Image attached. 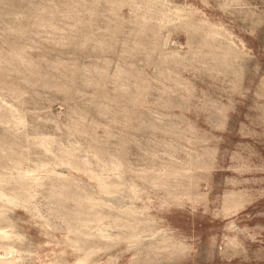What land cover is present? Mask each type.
<instances>
[{
	"label": "rangeland",
	"instance_id": "obj_1",
	"mask_svg": "<svg viewBox=\"0 0 264 264\" xmlns=\"http://www.w3.org/2000/svg\"><path fill=\"white\" fill-rule=\"evenodd\" d=\"M0 264H264V0H0Z\"/></svg>",
	"mask_w": 264,
	"mask_h": 264
}]
</instances>
